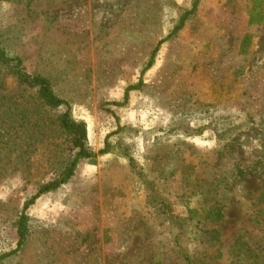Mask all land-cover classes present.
I'll return each instance as SVG.
<instances>
[{
    "label": "rangeland",
    "instance_id": "obj_1",
    "mask_svg": "<svg viewBox=\"0 0 264 264\" xmlns=\"http://www.w3.org/2000/svg\"><path fill=\"white\" fill-rule=\"evenodd\" d=\"M194 2L0 0V253L96 154L0 264H264V0Z\"/></svg>",
    "mask_w": 264,
    "mask_h": 264
},
{
    "label": "trees",
    "instance_id": "obj_2",
    "mask_svg": "<svg viewBox=\"0 0 264 264\" xmlns=\"http://www.w3.org/2000/svg\"><path fill=\"white\" fill-rule=\"evenodd\" d=\"M198 0H195L192 10L195 7V4ZM191 12V11H190ZM186 16V15H185ZM180 21V23L174 28L172 33L179 29L182 24L183 20ZM162 43V41H159L158 44L153 48L149 61L147 63V66L150 67L153 61V58L155 56L156 51L158 50L159 45ZM0 62L2 63H13L11 69V73L16 77V79L19 81V83L26 84L30 87H35L37 90V95L39 98L43 99L44 102L51 106V107H57L62 104H65V101L58 97L55 92L52 90L51 84L49 80L43 76L40 75H30L25 72H23L19 68L20 61L17 58L14 57H8L5 54V50L1 45L0 42ZM138 88L137 85H131L128 86L127 90L129 89H136ZM58 124L60 127H62L65 131L69 133L71 136V141L74 147L78 148V151L74 157V160L68 166L62 173H60L59 178L54 179L44 185H42L38 191L31 196V198L27 201H25L19 219L17 221V233H18V240H17V246L14 250L10 252H3L0 253V260L3 259L6 256H9L10 254L16 252L19 247L21 246L23 242V237L26 231V221H27V215L25 213L28 206L35 201L36 198H38L43 192L52 190L63 184L72 174L73 168L75 166V163L78 158H90L96 156L94 152L89 151L85 146V139H86V127L85 123L83 121H75L70 118L68 111H65L63 114L59 115L58 118ZM108 150L107 145H105L103 148L99 149L97 154L106 153ZM190 212L194 211V209H189ZM195 212V211H194ZM187 260V259H186ZM187 264H191L190 261H187Z\"/></svg>",
    "mask_w": 264,
    "mask_h": 264
}]
</instances>
